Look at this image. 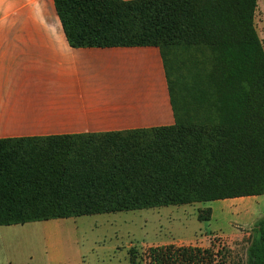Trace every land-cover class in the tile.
Listing matches in <instances>:
<instances>
[{
    "label": "trees",
    "instance_id": "1",
    "mask_svg": "<svg viewBox=\"0 0 264 264\" xmlns=\"http://www.w3.org/2000/svg\"><path fill=\"white\" fill-rule=\"evenodd\" d=\"M73 47L162 50L176 122L0 139V225L264 194L259 0H54ZM211 207L199 211L210 220ZM130 264L140 261L129 249ZM145 264H227L209 247L149 246ZM246 264H264V216Z\"/></svg>",
    "mask_w": 264,
    "mask_h": 264
},
{
    "label": "crops",
    "instance_id": "2",
    "mask_svg": "<svg viewBox=\"0 0 264 264\" xmlns=\"http://www.w3.org/2000/svg\"><path fill=\"white\" fill-rule=\"evenodd\" d=\"M175 122L159 46L73 47L54 0H0V139ZM16 225H0V264H12L1 233Z\"/></svg>",
    "mask_w": 264,
    "mask_h": 264
},
{
    "label": "rangeland",
    "instance_id": "3",
    "mask_svg": "<svg viewBox=\"0 0 264 264\" xmlns=\"http://www.w3.org/2000/svg\"><path fill=\"white\" fill-rule=\"evenodd\" d=\"M259 1L256 23L264 41V0ZM208 207L211 219L200 220L199 211ZM262 216L263 201L246 196L38 220L1 235L12 264H130L131 247L137 248L138 264H145L149 246L209 247L214 240L228 255L227 264H246L252 227Z\"/></svg>",
    "mask_w": 264,
    "mask_h": 264
}]
</instances>
